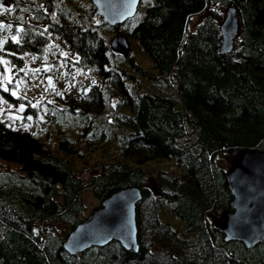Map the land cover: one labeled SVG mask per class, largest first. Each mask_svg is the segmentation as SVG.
Here are the masks:
<instances>
[{
  "label": "trees",
  "instance_id": "1",
  "mask_svg": "<svg viewBox=\"0 0 264 264\" xmlns=\"http://www.w3.org/2000/svg\"><path fill=\"white\" fill-rule=\"evenodd\" d=\"M7 1L11 12L0 13V21L9 30H1L0 56L14 70L25 64V55L44 54L53 34L68 52L62 62L100 73L120 93L114 102L109 93L106 101L92 84L82 102L73 99L71 104L84 111L79 121L93 129L62 138L64 151L0 118V158L19 163L0 170V264H264V241L247 246L224 240L213 219L229 208L225 170L236 152L264 149V0H140L118 26L92 23L90 0L86 15L76 0ZM228 5L236 8L240 33L231 50L220 52L221 9ZM194 16L200 20L189 28ZM99 26L137 38L152 69L130 52L123 58L113 51ZM124 59L149 84L142 86L122 66ZM3 82L1 76L0 92L14 102L24 100L36 125L38 109L48 110L42 121L60 110L50 100L32 103L14 96L12 85ZM94 147L100 152L95 157L88 151ZM83 154L90 159L77 164ZM153 157L183 170L175 174L165 166L144 165ZM151 174L154 188L146 185ZM126 185L141 187L137 249L111 239L67 252L62 241L87 210L84 189L100 201ZM167 211L182 225L159 217Z\"/></svg>",
  "mask_w": 264,
  "mask_h": 264
},
{
  "label": "water",
  "instance_id": "2",
  "mask_svg": "<svg viewBox=\"0 0 264 264\" xmlns=\"http://www.w3.org/2000/svg\"><path fill=\"white\" fill-rule=\"evenodd\" d=\"M90 1L93 15L118 26L136 12L140 0ZM219 31V51L228 52L240 33L239 17L233 5L225 7ZM109 46L122 55L130 51L128 38L119 30L110 38ZM225 178L231 193L230 204L216 218L224 240L238 239L247 246L264 241V149L240 148L226 168ZM140 197L139 185L122 186L108 193L67 232L62 247L69 253H78L90 245H103L116 239L123 248L136 250L135 205Z\"/></svg>",
  "mask_w": 264,
  "mask_h": 264
},
{
  "label": "rangeland",
  "instance_id": "3",
  "mask_svg": "<svg viewBox=\"0 0 264 264\" xmlns=\"http://www.w3.org/2000/svg\"><path fill=\"white\" fill-rule=\"evenodd\" d=\"M75 2L78 9L84 15L88 14V0H76ZM67 3L69 4V8L75 9L76 11V7L73 2L68 1ZM10 6L11 3L7 0L0 2V13H4L5 16L9 17L11 12ZM221 10L223 15L225 8H222ZM92 16V23L99 24L102 21L99 15ZM199 20V17H192L188 24L189 28H193ZM99 29L102 31L103 27L99 26ZM1 30H9V26L6 21H0V39L4 33V31L2 32ZM103 30L104 34L110 38L115 32L109 31L106 28ZM50 35L51 44L47 48L46 52L41 56L30 54L25 55V64L21 66L19 70H14L12 63L8 62L6 58L0 56V67L4 71V78L7 82L6 86L12 85L9 87V90L14 96L21 94L28 97L32 103H38L41 99L50 100L60 110L54 113V115H50V119L42 121L46 119L44 116H46L45 113L48 110L43 112V110L38 109L39 116H37L38 124L36 125L31 112L25 110L27 103L24 100L14 102L0 92V118L5 117L13 125L29 129L34 136L43 140L48 147H52L54 149L55 146H58L61 151H64L59 145V141L62 138L70 134L75 135L77 129H83L85 132H91L93 129L91 128L93 127L91 123L86 128L84 127V124L82 125V122L79 121V116L82 115L84 111H81L80 108L78 109V107L71 104L73 99L84 98L86 92L92 84H97L99 86L104 100L106 101L108 94L111 93V99L112 102H114L118 99L120 91L112 83L108 84L100 73L91 70L74 68L69 66L66 62H62L61 56L68 53L66 46L53 34ZM237 39L238 38L235 40ZM128 40L130 43L129 52L134 60L138 61L143 67L151 68L150 54L139 45L137 38L129 36ZM124 56L125 55H123V58ZM58 60L60 62H57ZM122 66L128 72L134 74L139 81L141 80L142 86H144V83H148L144 82L142 75L132 67L128 59L123 60ZM148 87L149 89L155 90L157 86L150 83ZM77 101L82 102L80 99ZM88 151L91 152L90 154L94 155V157L100 153L97 147L92 148V150L89 149ZM102 155L106 156V154ZM81 158L82 160H89L90 156L83 154L82 157H76L75 161L77 164L82 162ZM144 165L152 168L155 166H165L175 174H179L183 170V167L175 165L171 161L162 157L150 158L145 161ZM18 166V162L7 161L0 158V170H8L9 168H16ZM92 170L93 169L89 168L83 176H89ZM146 185L151 188L155 187V178L152 174L149 175ZM83 196L87 205V210L85 211L86 214L92 207L97 206L100 201L97 197L92 195L88 188L84 189ZM159 217L162 220L182 225V221L170 211L160 212ZM216 218L213 217L214 220H216ZM62 227L65 228L64 225L58 226V230L61 231ZM61 234L64 233L61 231Z\"/></svg>",
  "mask_w": 264,
  "mask_h": 264
}]
</instances>
